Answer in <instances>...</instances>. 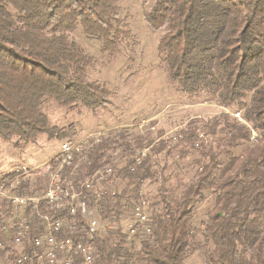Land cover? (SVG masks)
Instances as JSON below:
<instances>
[{"label":"trees","instance_id":"16d2710c","mask_svg":"<svg viewBox=\"0 0 264 264\" xmlns=\"http://www.w3.org/2000/svg\"><path fill=\"white\" fill-rule=\"evenodd\" d=\"M123 9L120 0H0V138L14 145L80 140L52 120V110L100 104L110 90L90 77L97 56L73 34L83 25L87 37L100 42V52L112 55L122 36L133 33ZM145 21L161 32L158 57L174 100L184 105L214 101L219 109L206 119L187 118L167 134L154 126L170 101L144 128L133 123L107 131L97 143L90 139L64 166L60 192L71 196L66 183L71 175L76 194H84L88 206L114 224L96 234L98 264H184L196 240L198 205L208 201L212 205L201 221L205 264H264V0H152ZM130 143L137 154L128 152ZM146 148L149 153L137 162ZM114 152L119 162L101 185L88 190L93 173L113 162ZM60 160L54 157L57 164ZM16 174L10 171L0 183ZM146 179L158 183V202L148 234L130 240L118 224L132 217ZM48 182L44 175H29L11 191L41 196ZM116 185L119 195L95 201L94 190ZM11 206L0 197V241L8 235L3 223ZM32 206L24 217L29 229L23 245L1 247V260L8 254L15 262L36 246L45 221ZM40 209L58 214L44 202ZM86 211L76 204L73 220L91 232ZM17 219L23 220L21 214ZM73 235L67 227L58 233ZM18 264L49 262L28 258Z\"/></svg>","mask_w":264,"mask_h":264},{"label":"rangeland","instance_id":"374dc122","mask_svg":"<svg viewBox=\"0 0 264 264\" xmlns=\"http://www.w3.org/2000/svg\"><path fill=\"white\" fill-rule=\"evenodd\" d=\"M148 1L149 3H146V0H120V5L125 8L123 11L121 10V13L127 16L126 20L132 25L133 33L132 35L122 36L118 43V50L112 55L100 52V42L87 37L82 27L83 25L78 26L73 34L83 49L97 56L94 66L89 71L90 77L104 81L110 90V94L107 95L108 100L100 104L76 108H71L70 105H67L62 108L63 111L59 109L52 110V120L58 125L69 128L70 133L74 131L80 139L76 142L80 143L83 141L80 147H83L90 139L104 138L106 136L104 133L116 131L120 126L133 125V123L140 122L137 125L140 126L142 124L144 128L149 120L148 118L162 110L165 104L170 101H172V104H169L155 116L158 117L154 126L157 129L165 128V133L167 134H172L177 128L186 124L185 120L187 118L200 117L206 119L219 109L214 101H207L197 105H184L177 102L178 100H174V92L168 88L165 68L158 57L161 32L151 30L145 21L146 11L152 0ZM236 114L239 116V113ZM180 122L183 124L177 126V123ZM254 134L258 135L256 131ZM207 135H204L205 139L208 138L209 135ZM66 140L73 141L72 139L64 138V140L60 141L56 139L45 142L42 139L37 143L14 145L13 142L0 138V178L15 168H25V166L28 170L39 167L38 170L31 171L27 176L42 174L47 168L45 161H48L49 158L59 152L61 143ZM92 144L89 145L92 146ZM129 145L127 149L129 153L137 154L139 152L134 143ZM147 153H149L148 148L140 150L138 157L140 161L141 157ZM113 154V162L108 163L112 166L113 163L119 162L117 154L115 152ZM66 180V183L74 184L71 175H66ZM155 182H150L149 179H146L141 185L149 203V214L155 202H158L155 197L159 196V185ZM1 184L3 183H0V187ZM114 187L119 191L121 190L119 185ZM211 205V202L208 201L199 204V207L197 206L198 209L196 207L198 210L195 219V224L197 225V229L195 228L196 240L190 245L184 256V264H205L206 262L205 250L207 242L205 240L207 239L202 233L201 221L204 220L206 212ZM27 208L28 206L25 205L20 208L19 214H21L23 220L28 212ZM146 234L141 233L139 236ZM9 257L10 255L8 254L4 255L5 260L0 259V264L19 263L17 259L15 262L8 260ZM76 263L80 264L79 261L74 264Z\"/></svg>","mask_w":264,"mask_h":264},{"label":"built area","instance_id":"2783aa9c","mask_svg":"<svg viewBox=\"0 0 264 264\" xmlns=\"http://www.w3.org/2000/svg\"><path fill=\"white\" fill-rule=\"evenodd\" d=\"M99 138H95L93 142H97ZM82 141V140H81ZM83 142V141H82ZM66 140L61 143L58 153L49 158L46 162V170L40 175L48 177V187L44 195H22L11 191L15 183L20 179L27 177L31 171L38 170L35 167L32 170L25 168H15L16 176L11 180H4L0 187V197L11 201V215L3 223V230L8 232V235L3 241H0V248L5 245L21 246L24 243V235L29 229V225L25 220H18L17 215L22 205L28 206L32 203L33 209L36 210L45 221L44 232L36 237V246L31 252L18 258V262L28 258H45L49 264H74L79 261L80 264H98L95 256V237L97 232L105 228H112L114 224L102 220L83 197L84 194H76V185L70 184L71 196H63L58 190L61 175H63L64 166L71 162L72 157L76 152H79L83 147L81 143ZM92 142V143H93ZM91 145V144H90ZM55 156H61L59 164L54 161ZM139 162L140 158H136ZM113 170L111 164H105L98 167V173H93L92 181L88 184V190L96 185H101L102 180L107 179L109 173ZM86 190V191H88ZM120 191L116 187H103L93 191L95 201H99L104 196H117ZM53 208L58 214L51 216L47 213L39 211L41 202ZM76 204H83V210H87V219L91 221V232H83L82 229L76 227V221L73 220V207ZM148 200L140 187L137 197L132 204V217L122 221L120 226L128 239H133L141 233H147L150 224ZM67 227L74 231L75 235L69 237H59L58 233ZM76 260V261H75Z\"/></svg>","mask_w":264,"mask_h":264},{"label":"bare ground","instance_id":"6f19581e","mask_svg":"<svg viewBox=\"0 0 264 264\" xmlns=\"http://www.w3.org/2000/svg\"><path fill=\"white\" fill-rule=\"evenodd\" d=\"M61 183H62V179L60 180V183H58V190H60Z\"/></svg>","mask_w":264,"mask_h":264}]
</instances>
